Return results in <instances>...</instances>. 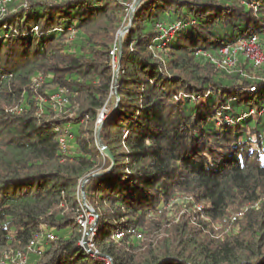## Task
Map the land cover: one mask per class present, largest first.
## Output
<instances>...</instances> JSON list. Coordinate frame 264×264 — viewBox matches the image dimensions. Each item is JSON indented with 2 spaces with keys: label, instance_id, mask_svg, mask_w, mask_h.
<instances>
[{
  "label": "trees",
  "instance_id": "16d2710c",
  "mask_svg": "<svg viewBox=\"0 0 264 264\" xmlns=\"http://www.w3.org/2000/svg\"><path fill=\"white\" fill-rule=\"evenodd\" d=\"M132 2L5 1L0 264H110L78 223L81 183L112 165L100 121L113 166L84 183L92 250L112 264H264V64L210 60L244 40L264 52V0H141L115 85Z\"/></svg>",
  "mask_w": 264,
  "mask_h": 264
},
{
  "label": "built area",
  "instance_id": "2783aa9c",
  "mask_svg": "<svg viewBox=\"0 0 264 264\" xmlns=\"http://www.w3.org/2000/svg\"><path fill=\"white\" fill-rule=\"evenodd\" d=\"M5 1H7V0H3L2 2H0V13H3L4 12V10H5V8H4V3H5ZM136 0H133V2L131 3V4H129L128 5V8L130 9L131 7H132V5H133V3L135 2ZM176 27V25L174 26V25H169L168 27L167 26H162V25H158V30L161 32V36L162 37H166V38H168V37H171V35H172V32H173V28H175ZM247 42H249L250 44L251 43H255V44H257L258 46H259V44L257 43V41L255 40V39H251V40H244V41H242L239 45H237L234 49H232V50H229L228 48H224V49H222L221 50V58L220 59H214V58H210V60L212 61V62H214L217 66H219V67H222V68H224V69H231V68H233L235 65H236V55H237V53L238 52H240V54L241 55H243L244 57H247L246 56V50H247V48H246V43ZM260 47V46H259ZM111 54H113V52H111ZM115 59V56H114V54H113V60ZM256 61V60H255ZM264 63V62H263ZM263 63H261V64H263ZM254 65H257V64H259V62L258 61H256V62H254L253 63ZM253 89V87H251L250 88V90H252ZM53 98H56L58 101H60L61 100V98L59 97V96H57V95H54L53 96ZM85 208V207H84ZM85 210L86 211H88V215L91 217V218H93V217H95L94 216V214L89 210V208H85L84 210H83V212L81 213L82 215H81V218H82V220L79 218L78 219V223L84 228V229H86V226H85ZM242 213H243V211L242 212H238V213H235V214H233V215H231L229 218H228V223H232L233 221H235V219L238 217V216H240V215H242ZM48 237H49V239H55V237H54V235L53 234H48ZM120 237H122V233H117L116 235H115V238H120ZM138 237H139V235H138ZM35 243H36V239H34V240H32V241H30V243H29V247H31V246H34L35 245ZM88 247L89 248H93V242L90 240L89 242H88Z\"/></svg>",
  "mask_w": 264,
  "mask_h": 264
},
{
  "label": "water",
  "instance_id": "95a60500",
  "mask_svg": "<svg viewBox=\"0 0 264 264\" xmlns=\"http://www.w3.org/2000/svg\"><path fill=\"white\" fill-rule=\"evenodd\" d=\"M141 0H136L131 9L129 10V18H128V23L125 27H123L119 32H118V63L115 67V80H114V84L116 85V78L118 76V73H119V60H120V56H121V48H122V37H123V34L129 29L131 23H132V18H133V13H134V10L136 9V7L138 6V4L140 3ZM115 96H116V99H115V106L117 104V101H118V96H117V93H115ZM102 116H103V113H102ZM101 124H102V121H100L98 127H97V139H98V145L100 147V149L102 150L103 154L108 157L111 162H112V165L111 167L113 166V156L112 154L110 153V151L105 147V145L102 143V141L100 140L99 138V131H100V127H101ZM107 168L105 170H102V171H99V172H96V173H93L91 175H89L86 179L83 180V182L81 183V186H80V193H81V203L82 205L85 207V208H89V206H87L86 204V201H85V195H84V183L86 182L87 179L89 178H92V177H96V176H100V175H103L105 173H107L110 168ZM89 210L94 214L95 216V219L97 218V216L95 215L94 211L92 208H89ZM96 222V221H95ZM90 233V230H88L85 235L83 236L82 240H81V245L87 250L88 253L92 254L93 256H100V257H104L110 264H112L111 262V258L109 256H106V255H102L100 253H98L97 251H94L92 250L91 248L88 247V235Z\"/></svg>",
  "mask_w": 264,
  "mask_h": 264
},
{
  "label": "rangeland",
  "instance_id": "374dc122",
  "mask_svg": "<svg viewBox=\"0 0 264 264\" xmlns=\"http://www.w3.org/2000/svg\"><path fill=\"white\" fill-rule=\"evenodd\" d=\"M3 0H0V2H2ZM131 9V8H130ZM129 9V10H130ZM247 45H246V48H247V50H246V58L250 61V63H254V62H256V61H258L259 62V64H261V63H263L264 62V52H263V50L261 49V47H259L257 44H255V43H249V42H247L246 43ZM221 58V57H220ZM220 58H217V59H220ZM113 60V59H112ZM115 60L116 59H114L113 61H114V63H115ZM256 60V61H255ZM264 64V63H263ZM258 65V64H257ZM108 108H106V110H107ZM105 110V111H106ZM105 111L103 112L102 111V113H103V116H102V113H101V117L103 118L104 117V114H105ZM88 206V205H87ZM84 207V206H83ZM90 208V207H89ZM85 226H86V228H88V230H90V233H89V235H88V242L91 240L92 241V235H93V233L95 232V226H96V219H95V217H93V218H91L88 214V211H86L85 210ZM81 215L82 214H80L79 216H78V219L80 218L81 220H82V218H81ZM87 230V231H88ZM86 231V232H87ZM37 243V242H36ZM40 243V242H39ZM108 262V261H107Z\"/></svg>",
  "mask_w": 264,
  "mask_h": 264
}]
</instances>
